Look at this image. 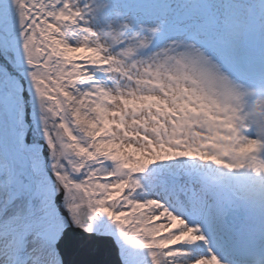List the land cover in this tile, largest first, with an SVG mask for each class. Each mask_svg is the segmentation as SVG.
<instances>
[{"label":"snow or ice","instance_id":"6c2138e0","mask_svg":"<svg viewBox=\"0 0 264 264\" xmlns=\"http://www.w3.org/2000/svg\"><path fill=\"white\" fill-rule=\"evenodd\" d=\"M264 264V0H0V264Z\"/></svg>","mask_w":264,"mask_h":264},{"label":"water","instance_id":"95a60500","mask_svg":"<svg viewBox=\"0 0 264 264\" xmlns=\"http://www.w3.org/2000/svg\"><path fill=\"white\" fill-rule=\"evenodd\" d=\"M67 252L74 264H116V251L110 243L98 246L77 238L68 244Z\"/></svg>","mask_w":264,"mask_h":264}]
</instances>
